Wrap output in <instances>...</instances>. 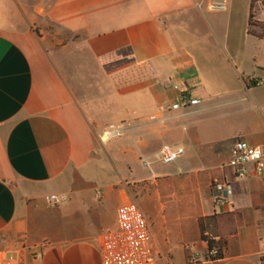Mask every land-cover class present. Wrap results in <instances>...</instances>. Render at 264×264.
I'll return each instance as SVG.
<instances>
[{
	"label": "crops",
	"instance_id": "1",
	"mask_svg": "<svg viewBox=\"0 0 264 264\" xmlns=\"http://www.w3.org/2000/svg\"><path fill=\"white\" fill-rule=\"evenodd\" d=\"M231 5L0 0V252L18 247V264H101V235L134 202L157 264H261L264 176L227 162L236 140L264 157V84L249 81L264 71L229 51ZM40 19L78 42H52ZM69 46L79 53L59 57ZM183 92L199 104L170 109ZM118 124L122 136L103 142ZM163 145L184 149L164 168ZM214 179L232 185L223 201ZM212 215L225 248L209 261L198 220Z\"/></svg>",
	"mask_w": 264,
	"mask_h": 264
},
{
	"label": "built area",
	"instance_id": "2",
	"mask_svg": "<svg viewBox=\"0 0 264 264\" xmlns=\"http://www.w3.org/2000/svg\"><path fill=\"white\" fill-rule=\"evenodd\" d=\"M195 6L202 10L225 9L228 0H194ZM250 82L256 85L264 84L263 78L252 77ZM199 99L191 94L183 92L179 98L172 103L170 109L181 110L199 104ZM107 137L120 135L121 129L115 127ZM184 152L182 147H171L163 145L159 151V161L162 164H170L180 157ZM253 164L255 172L264 176V157L257 147L249 145L243 140H236L231 149V157L227 166L232 167L237 175L242 172L243 166ZM212 187L218 195V199L223 201L232 191V185L224 180L214 179ZM65 199V195L49 194L46 196L48 203L57 205ZM151 226L148 219L141 212L134 202L123 205L118 211L115 229L104 232L100 237L101 264H157L159 258L150 249ZM32 255L37 256V252L32 251ZM18 247L6 252H0V264H18Z\"/></svg>",
	"mask_w": 264,
	"mask_h": 264
},
{
	"label": "rangeland",
	"instance_id": "3",
	"mask_svg": "<svg viewBox=\"0 0 264 264\" xmlns=\"http://www.w3.org/2000/svg\"><path fill=\"white\" fill-rule=\"evenodd\" d=\"M247 0H232V5L227 11L228 18V28L226 33L228 49L232 53H240L243 62V68L246 71H249L252 68V59L259 62L260 70L264 71V29L261 31L259 27H252L255 32H262L263 37H256L254 35L248 34V11L247 10ZM256 11V10H255ZM255 15V13H254ZM259 15L264 19V9L260 11ZM24 16V15H23ZM32 16V15H30ZM42 26H36L35 30L37 32L42 31L43 33L49 35V39L52 42H61L71 44L78 42V35L69 33L62 30L58 26L49 22L45 19H40ZM258 21V20H257ZM261 22V21H259ZM43 27V29H42ZM80 50H77L76 46H69L68 50L61 55L65 58H71L72 55L76 56ZM82 53V52H81ZM171 99L174 101V97L171 94ZM176 101V100H175ZM119 127L121 129L120 135H115L112 137H106L105 132L111 131V129ZM124 131L123 125H114L106 127L101 133V138L103 142H107L111 139L121 137ZM161 165V164H159ZM169 164H162V168L168 167Z\"/></svg>",
	"mask_w": 264,
	"mask_h": 264
},
{
	"label": "trees",
	"instance_id": "4",
	"mask_svg": "<svg viewBox=\"0 0 264 264\" xmlns=\"http://www.w3.org/2000/svg\"><path fill=\"white\" fill-rule=\"evenodd\" d=\"M257 0L249 1V11H248V30L247 33L254 35L256 37H261L262 32H255L252 27H259L261 31L264 29V21L259 22L254 19V6ZM264 4V0L261 1ZM215 216L201 217L198 220L200 229V239L206 243V252L204 254V259L213 261L221 259L224 256L225 241L222 239H216L215 235L211 232L209 225L213 223ZM261 264H264V255L260 257Z\"/></svg>",
	"mask_w": 264,
	"mask_h": 264
},
{
	"label": "bare ground",
	"instance_id": "5",
	"mask_svg": "<svg viewBox=\"0 0 264 264\" xmlns=\"http://www.w3.org/2000/svg\"><path fill=\"white\" fill-rule=\"evenodd\" d=\"M109 135V133H105V136L107 137Z\"/></svg>",
	"mask_w": 264,
	"mask_h": 264
}]
</instances>
